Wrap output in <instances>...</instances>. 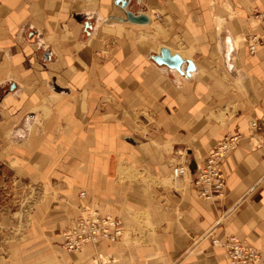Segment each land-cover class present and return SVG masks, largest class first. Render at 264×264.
<instances>
[{
    "label": "crops",
    "instance_id": "0c3cea01",
    "mask_svg": "<svg viewBox=\"0 0 264 264\" xmlns=\"http://www.w3.org/2000/svg\"><path fill=\"white\" fill-rule=\"evenodd\" d=\"M264 0H0V165L23 183L25 225L0 264H229L251 242L264 264ZM127 10L147 14L127 20ZM262 42L250 50L247 37ZM165 46L195 64H158ZM187 66L183 63V68ZM222 197L192 176L216 142ZM186 175L174 180L172 168ZM85 190V194H80ZM85 206L122 218L125 236L79 252L62 230ZM98 262H94L97 254Z\"/></svg>",
    "mask_w": 264,
    "mask_h": 264
},
{
    "label": "built area",
    "instance_id": "2783aa9c",
    "mask_svg": "<svg viewBox=\"0 0 264 264\" xmlns=\"http://www.w3.org/2000/svg\"><path fill=\"white\" fill-rule=\"evenodd\" d=\"M254 16L264 25V7L257 10ZM248 40L251 51H254L256 45L262 42L258 33L250 34L247 37ZM263 128L264 118L262 120L254 119L250 123L249 132L252 134L255 130ZM241 139L240 132L226 134L216 142L204 162L197 168L191 180L200 196L210 199L222 197L225 194L226 179L221 163L229 152L238 146ZM188 170L189 167L184 163L173 165V179L181 178L188 173ZM80 194H85V190H81ZM125 232L126 228L121 217L105 213L97 207L85 206L79 217L70 219L61 235L66 251L79 252L84 246L96 244L99 241L117 242L125 236ZM213 242L222 245L229 264H260L262 261L260 250L244 238L228 235L224 241L213 237ZM96 256L94 262H98V257H103L101 253Z\"/></svg>",
    "mask_w": 264,
    "mask_h": 264
},
{
    "label": "rangeland",
    "instance_id": "374dc122",
    "mask_svg": "<svg viewBox=\"0 0 264 264\" xmlns=\"http://www.w3.org/2000/svg\"><path fill=\"white\" fill-rule=\"evenodd\" d=\"M24 188L22 182L19 183V180L14 179L12 175L0 165V252L2 253L9 244L11 233L14 236L21 235L26 227L23 224L20 226H3L2 224L4 215L9 214L17 216L21 221L22 219L24 220L26 216L25 213L30 210L31 205V200L28 198L29 194H24Z\"/></svg>",
    "mask_w": 264,
    "mask_h": 264
},
{
    "label": "water",
    "instance_id": "95a60500",
    "mask_svg": "<svg viewBox=\"0 0 264 264\" xmlns=\"http://www.w3.org/2000/svg\"><path fill=\"white\" fill-rule=\"evenodd\" d=\"M122 2L123 6H126L128 4V0H119ZM127 20L129 21H134V22H141V23H146V21L149 20L148 15L146 14H136L132 10H127ZM153 59L156 61L158 64H166L172 69L179 70L181 73H185L187 75L191 74V70L194 69L195 64L193 63L192 60L190 59H185L182 57V55L178 52L172 53L169 48L162 46L160 48V52L157 54L153 55ZM183 63H186L187 66L184 69L183 68Z\"/></svg>",
    "mask_w": 264,
    "mask_h": 264
}]
</instances>
